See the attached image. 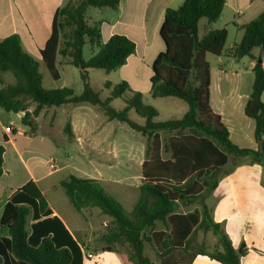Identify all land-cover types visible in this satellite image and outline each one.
I'll return each instance as SVG.
<instances>
[{"label":"trees","instance_id":"16d2710c","mask_svg":"<svg viewBox=\"0 0 264 264\" xmlns=\"http://www.w3.org/2000/svg\"><path fill=\"white\" fill-rule=\"evenodd\" d=\"M120 0H66L52 20L51 33L40 51L42 62L54 81L59 79L56 57L75 67L82 82V92L75 95L70 88L46 90L38 62L22 48L16 34L0 41V74L10 73L14 83L4 85L0 78V108L22 114L21 125L30 134L37 132L41 111L65 105L88 104L97 107L108 121L126 124L145 135L141 165L142 182L137 200L129 212L101 185L91 178L68 176L60 182L70 205L81 212L97 209L111 218L108 231L100 241L104 251L125 249L131 264H191L198 256H207L218 264H240L247 253L242 244L235 250L222 223L215 222L212 210L204 199L217 187L229 157L249 158L264 167V66L255 63L253 81L244 115L254 122L256 148L234 145L221 117L210 107V67L206 55H222L227 39L224 29L198 36V22H216L224 0H185L178 9H166L158 28L164 50L152 64L150 96L175 98L187 105L186 113L175 120L156 121L158 111L142 101L140 92H133L125 82L109 81L104 87L109 95L100 99L89 84L88 70L106 73L123 66L135 51L128 38L113 35L101 42L98 24L89 25L88 8L115 10ZM241 40L231 49L233 57L250 56L259 48L264 52V12L242 27ZM88 46L91 56L83 57ZM127 92L131 95L127 96ZM124 104L116 110L111 103ZM133 112L143 124L130 119ZM187 130L189 134H184ZM174 133L169 140H160L158 133ZM67 139L74 137L71 123L64 126ZM0 144V176L2 175L3 143ZM164 155H168L164 158ZM234 167L230 169L232 171ZM198 203L199 209L181 213L180 208ZM48 203L37 184L29 181L15 191L4 206L0 217V264H82L81 251L64 225L50 217ZM29 220L30 233L27 230ZM157 224L162 228L157 229ZM211 233L217 239L213 248L197 241L198 233ZM151 255H150V254Z\"/></svg>","mask_w":264,"mask_h":264},{"label":"crops","instance_id":"0c3cea01","mask_svg":"<svg viewBox=\"0 0 264 264\" xmlns=\"http://www.w3.org/2000/svg\"><path fill=\"white\" fill-rule=\"evenodd\" d=\"M184 1L120 0L115 10L92 7L87 9L86 20L89 25L98 24L102 43H106L113 35H121L135 45V51L128 57L126 63L115 70L118 73L123 71L124 76L121 82H125L131 87L130 78L141 79L143 77L147 84V92L150 91L153 61L164 50L158 35L163 13L166 9H178ZM65 3L66 0H0V41L9 35H18L24 51L38 62L40 74L41 69L47 71L42 62L40 51L50 36L55 12ZM262 12H264V0H224V7L219 19L213 23L207 21L202 30V35L208 31L221 29L227 33L224 51L222 55L216 57L218 64L229 66L238 61L233 57L231 49L241 40L242 27L254 21ZM230 37L232 39L229 43ZM247 57L250 58L248 70L252 72L256 57L252 51ZM65 61L60 56L56 57V69L59 74L57 81L62 79L64 70L71 66ZM208 64L212 111L221 117L234 145L239 148L255 149L254 122L245 115L242 121L241 118L238 120L236 116L238 110L243 109L244 113V107L249 97V95L243 97L237 90L236 77L238 75L240 77L242 72L231 74L235 77V89H225L224 82L231 79L227 76V72L213 73L209 61ZM262 66H264V61H262ZM144 69L146 70L145 75L142 74ZM90 70H88V76H90ZM104 73L105 82L109 81L116 85L110 81V74ZM6 77L5 73L0 74L3 84L11 85ZM141 94L142 100H144V93L141 92ZM156 99H163L174 110H181L180 117L177 119H180L188 109H183L181 104L172 102L171 97ZM262 100H264V95H262ZM21 117V113L6 112L0 108V144L2 138L7 137V141L3 143V172L0 176V217L12 194L29 181H33L48 203L51 211L50 217L58 218L77 243L82 254V264H131L127 259L125 249L121 250L117 246L114 248V252L104 251L106 246L100 241V238L107 233L111 220H104L100 227L96 228L89 221L94 216L92 212L87 213V210L90 209L81 212L74 210L60 188V182L70 175L96 179L100 181L101 185L105 182L114 184L117 182H109L99 176L100 172L97 170V173L90 166L89 162L92 163V158H86L88 162L83 163L77 152L67 154L65 148L55 142L50 135L38 132L30 134L29 129L21 125ZM140 121L142 120L140 119ZM70 123L74 135L72 140L84 142L94 130L89 119L82 120L79 126L72 118ZM184 134H189V132L185 130ZM158 135L160 140H169L175 136L174 133L168 132H160ZM63 140L67 139L63 138ZM228 157V164L224 168L217 187L204 199V203L212 210L213 220L223 224L224 231L233 248L237 250L242 244L246 246L247 253L240 258V264H264V167L252 162L249 158L232 160V156ZM51 161L56 164L57 169L54 172L48 171ZM143 161L144 158L140 160V166ZM232 167L234 168L230 171ZM124 176H126L124 188L128 189L124 194L131 196L132 200L135 198L132 201L133 207L138 197V187L142 182L141 173L136 186L130 184V173ZM110 194L120 199L115 194ZM191 211L193 209L180 212ZM33 223L32 220H29L27 227L29 233L30 225ZM157 229H161L158 228V224ZM2 235L5 234L0 232V236ZM198 239L202 240L203 236ZM205 242L209 247H214L217 239L214 236L212 238L207 236ZM153 261L154 264H158L154 258ZM191 264L218 263L207 256L198 255Z\"/></svg>","mask_w":264,"mask_h":264},{"label":"rangeland","instance_id":"374dc122","mask_svg":"<svg viewBox=\"0 0 264 264\" xmlns=\"http://www.w3.org/2000/svg\"><path fill=\"white\" fill-rule=\"evenodd\" d=\"M205 24H207V20L201 19L198 25L199 37L202 36V30ZM231 39L232 38L230 37L229 43L231 42ZM252 53L256 57V62L259 59L264 61V52H261L259 48L253 49ZM90 56L91 51L88 46H85L83 48V57L88 59ZM206 60L207 62L209 61L213 73L225 71L227 72V76L231 78L227 82H224L223 86L225 89H235V77L231 74H234L235 72H242L240 77L239 75L236 77L237 90L243 95V97L249 95L253 81V74L248 70L250 63L249 57L246 56L238 59V61L229 66L227 64H218L216 57L210 54L206 55ZM90 72L89 84L94 91L99 93L100 99L104 100L109 95V90L104 87L105 73L104 71L97 69H91ZM115 72L116 71L109 73L111 79L110 81L112 83L118 84L122 81L124 73L123 71H120L119 73ZM41 74L43 76L42 86L46 90L66 87L72 89L75 95H79L82 92V82L80 80L79 72L73 66H69L64 70L62 79L60 81H54L50 74L44 69H41ZM142 74H146L145 69ZM5 76H7L6 78H8V81H10L11 84L14 83V78L10 73H5ZM130 79V90L133 92L140 90L142 93H144V100L142 101L147 105L149 104L153 106L159 111V116L156 119L157 121H166L180 117L181 110H174V108H171L165 101H163V99H154L150 96L149 92H147V84L144 82L143 77L141 79ZM130 95L131 93L127 92V96ZM170 100L177 104H181L183 109H187V105L184 102L175 98H171ZM111 105L116 110H121L124 107V104L120 100H114ZM236 116L238 120L241 118L242 121L245 118L243 109L238 110ZM71 118L75 120L78 126L81 125L82 120L86 119H89L94 126V130L91 131L90 136H88L84 142L82 140L67 139L64 133V126L68 120L71 121ZM130 119L134 122L143 124V122L140 121V119L133 112L130 113ZM37 124V132L50 135V137L55 142H57L61 147L65 148L67 154H74L77 152V155L79 154V157L83 163L88 162L86 161V158H92V163L89 162L90 166H92L94 171L97 172L98 170L100 172L99 176L103 177V179L108 180L109 182H117L116 184L105 182L102 184L103 187L109 193H113L120 198L116 199L121 203L126 212H129L132 209V201H134L135 198L132 200L131 196L124 194L126 191H128V189L126 190L124 188V185L126 184V176L124 175L130 173L131 185L136 186V184L139 183L138 176L141 173V166L139 163L141 159L145 158V148L149 144L145 135L132 130L126 124L116 121H108L97 107H93L88 104H81L77 106L65 105L61 107L45 109L39 114L37 118ZM63 138H66L67 140H63ZM165 156L168 155H164V158H166ZM232 160L235 159L233 158ZM192 209H199L198 203H195L189 207L180 208L179 211H188ZM89 212L94 214V216L90 218L89 221L94 224L96 228H99L104 220H111L110 217L102 215L97 209H90L89 211L87 210V213ZM158 228H162V225L158 224ZM206 235L209 238H212L213 236L211 233L204 234L199 232L197 241L206 244ZM202 236L203 239L199 240L198 238ZM118 248L123 250V248H120L119 246Z\"/></svg>","mask_w":264,"mask_h":264},{"label":"built area","instance_id":"2783aa9c","mask_svg":"<svg viewBox=\"0 0 264 264\" xmlns=\"http://www.w3.org/2000/svg\"><path fill=\"white\" fill-rule=\"evenodd\" d=\"M56 169H57V168H56V164H55L53 161H51V162L49 163V166H48V171H49V172H54Z\"/></svg>","mask_w":264,"mask_h":264},{"label":"water","instance_id":"95a60500","mask_svg":"<svg viewBox=\"0 0 264 264\" xmlns=\"http://www.w3.org/2000/svg\"><path fill=\"white\" fill-rule=\"evenodd\" d=\"M262 61L259 59L258 61H257V63H261ZM22 115V114H21Z\"/></svg>","mask_w":264,"mask_h":264}]
</instances>
